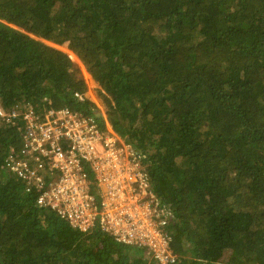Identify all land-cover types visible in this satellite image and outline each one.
Returning a JSON list of instances; mask_svg holds the SVG:
<instances>
[{
  "label": "trees",
  "instance_id": "trees-1",
  "mask_svg": "<svg viewBox=\"0 0 264 264\" xmlns=\"http://www.w3.org/2000/svg\"><path fill=\"white\" fill-rule=\"evenodd\" d=\"M56 46L143 155L175 215L176 264H264V0H0V105L50 102L101 122ZM20 145L0 120V264H156L40 207L2 168Z\"/></svg>",
  "mask_w": 264,
  "mask_h": 264
},
{
  "label": "built area",
  "instance_id": "built-area-1",
  "mask_svg": "<svg viewBox=\"0 0 264 264\" xmlns=\"http://www.w3.org/2000/svg\"><path fill=\"white\" fill-rule=\"evenodd\" d=\"M46 106L0 105V120L21 135L20 148H11L2 168L72 228H97L119 244L146 250L157 264H176L168 230L175 215L154 192L143 155L118 136L106 115L100 122L71 107Z\"/></svg>",
  "mask_w": 264,
  "mask_h": 264
},
{
  "label": "clouds",
  "instance_id": "clouds-1",
  "mask_svg": "<svg viewBox=\"0 0 264 264\" xmlns=\"http://www.w3.org/2000/svg\"><path fill=\"white\" fill-rule=\"evenodd\" d=\"M68 52H69V51H68ZM71 53H72V52H71ZM71 53L69 52L68 55L70 56V59H71L74 63H76V64L80 67V69L82 70V73H83V76H84V80H85V83H86V85H87V91H86L85 93H83V94H81V93H79V94H81V95L88 94V96L90 97V99H89V100H86V101L95 104L96 107H97V109H99V107L97 106V104L93 101V100H94L93 92H92L91 89H89L88 84H87L88 78H90V80H92V81H94V80H93V78L91 77V75L85 70L83 64H82L81 61L78 59V57H77L76 55H74L73 53H72V54H73L74 56H71V55H72ZM74 57L76 58V60L74 59ZM94 82H95V81H94ZM75 94H76V93H75ZM74 97H75V95H74ZM75 99H76V98H75ZM76 100H78V99H76ZM86 101H84V102H86ZM78 102H79V100H78ZM23 103H24V102H23ZM79 103H83V102H79ZM103 103H104V102H103ZM20 104H22V103H20ZM6 109H10V108H6ZM97 115L100 117V119H103V114H102V110H101V109H99V112H98ZM107 120H108V118H107ZM108 122H109V120H108ZM86 233H88V232H86ZM228 255H229V253H226V256H228ZM155 263H156V262H155ZM156 264H157V263H156Z\"/></svg>",
  "mask_w": 264,
  "mask_h": 264
},
{
  "label": "rangeland",
  "instance_id": "rangeland-1",
  "mask_svg": "<svg viewBox=\"0 0 264 264\" xmlns=\"http://www.w3.org/2000/svg\"><path fill=\"white\" fill-rule=\"evenodd\" d=\"M50 45L53 46V44H50ZM56 48H59L61 51L65 52L67 54L69 53L67 48H65V47L56 46ZM87 84H88L89 89L92 90L94 98H96L98 101V104H100V106L102 108V114L106 115V117H107V108L104 105L102 98L100 97L101 87L98 85V83L90 80V78H88ZM143 251H145V253L148 254L146 250H143ZM140 252L143 253L142 251H140ZM150 258H152V257L150 256ZM152 261L155 262V260L153 258H152Z\"/></svg>",
  "mask_w": 264,
  "mask_h": 264
}]
</instances>
